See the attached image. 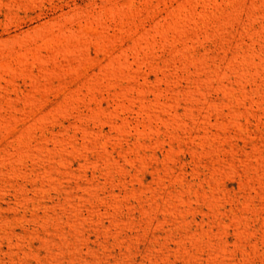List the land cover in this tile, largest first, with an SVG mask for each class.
<instances>
[{
    "label": "rangeland",
    "instance_id": "rangeland-1",
    "mask_svg": "<svg viewBox=\"0 0 264 264\" xmlns=\"http://www.w3.org/2000/svg\"><path fill=\"white\" fill-rule=\"evenodd\" d=\"M0 264H264V0H0Z\"/></svg>",
    "mask_w": 264,
    "mask_h": 264
}]
</instances>
